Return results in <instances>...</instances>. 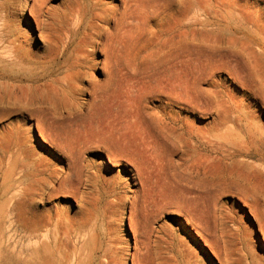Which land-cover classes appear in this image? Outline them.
<instances>
[{"label": "rangeland", "instance_id": "obj_1", "mask_svg": "<svg viewBox=\"0 0 264 264\" xmlns=\"http://www.w3.org/2000/svg\"><path fill=\"white\" fill-rule=\"evenodd\" d=\"M262 79L264 0H0V264H264Z\"/></svg>", "mask_w": 264, "mask_h": 264}, {"label": "snow or ice", "instance_id": "obj_2", "mask_svg": "<svg viewBox=\"0 0 264 264\" xmlns=\"http://www.w3.org/2000/svg\"><path fill=\"white\" fill-rule=\"evenodd\" d=\"M253 86L249 84L248 82H245L244 85H242L243 91L240 90V88H237L234 91V96L235 98L239 99L241 97H246L247 92L252 88ZM261 90H264V79H262L261 85H260Z\"/></svg>", "mask_w": 264, "mask_h": 264}, {"label": "crops", "instance_id": "obj_3", "mask_svg": "<svg viewBox=\"0 0 264 264\" xmlns=\"http://www.w3.org/2000/svg\"><path fill=\"white\" fill-rule=\"evenodd\" d=\"M263 168V170H264V167H262Z\"/></svg>", "mask_w": 264, "mask_h": 264}]
</instances>
